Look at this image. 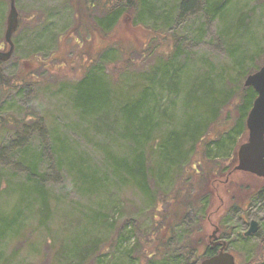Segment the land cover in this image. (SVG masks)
<instances>
[{
    "label": "rangeland",
    "instance_id": "obj_1",
    "mask_svg": "<svg viewBox=\"0 0 264 264\" xmlns=\"http://www.w3.org/2000/svg\"><path fill=\"white\" fill-rule=\"evenodd\" d=\"M89 1L15 0L19 19L39 24L20 26V33L12 38L16 44L14 54L1 65L4 76L15 83L14 88L2 89L0 93V227L17 215L20 232L14 235L12 226L0 235V264H127L129 254L133 264L134 260L136 264H149L139 252L130 250L136 242L152 238L153 231L161 235L164 231L153 218L156 212L147 198L122 184L124 178L129 179L128 173L140 181L132 145H127L120 136L112 113L106 120L101 114L81 118L74 104H83L89 113L110 104L116 109L114 115L126 117L137 98L125 108L123 97L136 95L123 82L137 85L138 73L148 72L154 61L168 57L181 70L171 65L166 69L173 78H164L163 82L175 92H155L159 96V111L164 110L170 117L158 119L155 132L158 135L164 128L181 124L188 113L183 106L186 97L191 99L192 120L196 119L200 111H207L208 102L204 98L216 97L214 89L228 90L232 84L242 85L246 76L264 64V0H211L223 7L213 3L210 12L217 16L212 18L205 9L207 0H145V6H141V0H134V8L121 13L107 33L97 30L93 22L105 16L106 8L114 0ZM92 6L91 18L88 12ZM8 12L9 1L0 0V43ZM105 52L109 54L103 75L88 78L91 85L100 84L97 89L100 97L94 100L96 105H91V86L75 84L101 64ZM256 53L258 56L251 60ZM236 60L243 62L242 80L238 79ZM160 77L161 73L157 74L155 81ZM151 103L149 100L146 107ZM234 112H229V117L224 116L226 111L219 116L203 141L215 140L217 136L220 139L233 126ZM202 148L203 143L198 150ZM207 148L212 151L214 145L208 144ZM225 150L223 147L221 153ZM107 154L118 159L116 175H112L111 157ZM128 155L131 156L127 160H122ZM28 157L37 161V176H43L49 202L46 221L39 225L37 213L42 208L36 192L39 187L22 186ZM123 162L128 164L127 168ZM149 164L147 161L146 165ZM156 169L159 177L167 172ZM193 169L187 173L199 171L198 167ZM228 177L229 187H225L227 178H223L222 186L215 188L209 221L222 230V240L235 263L246 264L257 256L264 239V193L251 203H246V198L264 182L241 172ZM168 186H160V193L168 192L172 184ZM234 194L235 201L246 199L244 206L241 210L227 211ZM34 197L38 202L32 204ZM98 215H106L112 227L98 224L95 220ZM200 220L197 212H187L174 234L178 243L169 242L164 249L160 239L152 244L168 255L165 257L168 263L164 264H177L176 255L187 238L204 234L203 239L206 237L208 241L213 229L209 224L203 225L204 222L200 225ZM251 221L258 224V231L242 244L241 237ZM94 242H99L105 255L99 262L97 257L81 261L79 253ZM199 245L198 241L197 250ZM198 251L196 256L202 254Z\"/></svg>",
    "mask_w": 264,
    "mask_h": 264
},
{
    "label": "trees",
    "instance_id": "obj_2",
    "mask_svg": "<svg viewBox=\"0 0 264 264\" xmlns=\"http://www.w3.org/2000/svg\"><path fill=\"white\" fill-rule=\"evenodd\" d=\"M133 1L134 0L112 1V5L106 8L105 16L103 17L102 15V18L94 20V27L103 33H107L119 21L121 13L128 12V10L134 8ZM140 2L141 6H145V0H141ZM205 2V9L211 15V18L216 17L217 14H212L210 12L211 5L213 3L215 4L216 2H211V0H207ZM216 4L220 6L219 3ZM181 7L182 9L186 8L185 4H183ZM220 8L223 7L220 6ZM146 10L148 11L149 8L146 7ZM143 11H140L141 14ZM139 19L141 18L139 17ZM107 54H109V52H105L100 60L102 66L99 64L95 70L92 69L86 76L80 79L77 84H75V86L77 85L76 87H81L84 85L90 88L91 86V97H89L91 105H96L94 100L99 99L100 97V93L97 91L100 84L97 83L95 85H91L92 80L90 79L93 77L98 78L103 75V69L106 67L105 62H107L105 60L108 58L106 56ZM253 56L254 57L250 58L251 60L255 59V57L258 56V53L254 54ZM162 60L154 61L153 67L148 72L142 73V75L138 73L137 78L140 81H138L137 85L129 82H123L126 88L133 90L132 93L136 95L135 98H132L131 94H126L123 97L125 108L131 106L132 100L137 98L134 104L128 110L131 112V114L128 113L126 117H124V115L122 116L121 114L114 115L116 109L112 108L110 104H108V106H98L97 108L90 110V113L88 111L89 109L84 108L83 104H74V107L79 111L81 118L96 117L97 115L101 114L103 116V120H106L110 119L109 116L112 113V119H114L116 122L115 126L120 129V136L126 139L127 145H132V156H135L138 159V161H136L138 164L137 169L140 176V181L134 178V174L128 173L129 179L124 178L122 184L130 186L136 192H138V194L147 198L150 205L153 207V212H156V214L153 215V218L157 221V224L163 228L164 231L163 235L153 231L154 234L152 235V238H147L142 243H139V241L136 242L130 250L135 253L139 252L141 259L147 260L149 264L161 262L163 264L168 263L167 261L169 259H165V257L168 255L166 253H162L161 250H158L161 249L160 247L155 249L152 244H156L158 239H160V244L162 242L164 249L165 246L170 245L169 242L176 240L175 242L178 243L179 238L174 236V234L177 233L176 229L182 224L187 212H197L201 218L199 221L200 225H202V223L205 221L206 216L211 208V201L215 195V188L222 184L221 181L223 178H226L227 176L234 173L233 168L236 165V150L246 136L245 120L249 110L252 107V103L256 98V94L251 88H244L243 83L242 85L241 83L239 85L238 83L232 84V82V86L228 90L214 89L216 97L212 99L204 98V100L208 102L206 104L207 111H200V115L196 119L193 118L192 120V116L190 114L191 99L190 97L189 99L186 97L184 99L183 106L185 109L184 111L188 113L182 119L181 124H173L167 128H164V130H162V134L157 135L155 132L157 127H159L158 119L160 118L161 120H165V118L168 117L164 110L163 112L159 111V96H157L155 92L158 91V93H162L168 91L171 92V94L175 92L170 90L163 80L167 77L169 80L173 78V74H170L172 71L168 72L170 74L169 76L166 73L168 65H171V67L174 69L178 68L177 66L172 65V61L168 57H165ZM235 64V66L239 68L237 73L238 79L242 80L245 76V71L242 68L243 62L236 60ZM1 65L2 62H0V93L2 92V89L14 88L13 85L15 83L14 79L10 80L8 77L4 76ZM113 70L120 71L119 68H114ZM159 73H161V77L159 80L155 81V76ZM106 82H108V80H106ZM105 86L107 87L108 84L105 83ZM149 89H151L150 94ZM102 99L104 101V97ZM149 100H151L152 103L148 108L146 106L149 103ZM230 106H232V108H230ZM194 109H196V107ZM232 110L235 111L234 113L236 115L233 126L230 127L227 132L223 133L220 139H218L217 136L215 140L208 141L207 138L205 141H203V137H208L210 128L214 122L217 121L218 117L223 115L225 111L226 113L224 116L229 117L228 113ZM168 120H170V117ZM128 129L130 130L129 134L127 133ZM202 143L204 148H202V150H200L201 148L198 150L199 145ZM208 144H210V146L214 145V150H208ZM223 147H226L224 154L221 153ZM212 152L214 153L212 154ZM130 156L131 155H128L126 158H122V160H127V158ZM107 157H111L110 161L111 167L113 169L112 175H116V171L118 169V159L110 156L109 154H107ZM151 160H154V162L152 163ZM147 161L150 163L149 166L146 165ZM25 162L27 163L26 179L22 186L39 187L36 192L41 197V201L38 202V200L34 197V203L32 204H35L36 202H38V204L40 203L42 208L40 212L37 213L39 218L38 225L43 224L46 221L49 210V202L47 200V194L45 193L43 186V176H37V161L35 162L34 158L28 157ZM123 165L125 168L128 167V164L125 162H123ZM194 167H198L199 171H194V173L188 174L187 172L190 171V168H192L193 171ZM156 168H162L163 171L167 170V172L162 177H159L156 173L158 170ZM78 174L81 175L82 178H86V176L82 175L80 172ZM173 180L175 181L174 183ZM169 184H172V188L168 192L160 193L162 192L159 191L160 186L169 187ZM229 186L230 182H228V187ZM263 186L256 191L254 190L253 192H250L246 198L247 200L245 199L246 203H251L254 199L263 195ZM235 196V194L232 195V202L229 205L230 208L228 211L241 210L244 206L242 202L245 200H240L237 198L238 201H235ZM162 206L165 208L160 212L158 207ZM108 219L109 218H107L106 215H98L95 217V220L98 224L104 227H112V224L108 221ZM17 220L18 216L16 215V218L14 216L13 220L9 224H5L3 221L4 224H2V227H0V235L10 231L12 226L14 227V231L12 233L14 235H19L20 226L16 224L18 222ZM129 224L131 225L132 221H129ZM133 230H136V228ZM129 233H133L132 230H130ZM185 236L186 234H183V237ZM153 238L154 241H151ZM249 239L250 237L245 238L242 236L240 241L242 244H244V242L248 241ZM198 241L200 243L199 246H201L203 243L202 237L200 238L197 236L195 238H187V242H185L183 247L181 246L180 254L176 255L177 258L175 262L177 264H198V262H200L202 259L211 257L217 253V251L213 249L207 251L205 254L196 256L195 253L198 251L196 249ZM98 244L99 242H94L84 246L86 250H83V252L81 251L79 253L80 260L86 262L93 257H97V261L99 262V258L105 254L101 252L102 250L99 248L101 246ZM193 244L195 247H192ZM150 247L151 250H149ZM128 256L129 258L127 264H133V258L130 254ZM153 259H158L159 261L153 262ZM134 262L136 264V260H134ZM246 264H264V239L260 249L258 250L257 256L251 261H248Z\"/></svg>",
    "mask_w": 264,
    "mask_h": 264
},
{
    "label": "water",
    "instance_id": "obj_3",
    "mask_svg": "<svg viewBox=\"0 0 264 264\" xmlns=\"http://www.w3.org/2000/svg\"><path fill=\"white\" fill-rule=\"evenodd\" d=\"M9 13L6 21L5 42L9 49L5 53L0 52V62L5 63L10 60L14 45L11 41L18 24V13L15 8V0H9ZM244 88H251L256 98L249 110L245 127L247 130L246 139L236 151L237 164L234 171L253 175L264 182V64L254 73L246 76L243 82ZM258 231V224L255 221L249 223L244 237H249ZM218 229L213 233L217 234ZM217 244H213L215 246ZM200 264H236L234 257L226 251V243H221L219 252L209 258L204 259Z\"/></svg>",
    "mask_w": 264,
    "mask_h": 264
},
{
    "label": "flooded vegetation",
    "instance_id": "obj_4",
    "mask_svg": "<svg viewBox=\"0 0 264 264\" xmlns=\"http://www.w3.org/2000/svg\"><path fill=\"white\" fill-rule=\"evenodd\" d=\"M85 1H88V3H90V1L89 0H85ZM9 6H10V3H9ZM90 6H91V4H90ZM90 9H93V6L92 7H90L89 8V12H88V16H90L91 18H92V15H93V10H90ZM88 18V17H87ZM6 21H7V18H6ZM38 24L39 23H35V22H33V23H30V22H28V21H26V20H20L19 19V14H18V24H17V29H16V31H15V33L12 35V37H11V41H12V43H13V45H14V51H15V48H16V44L14 43V41L12 40V38L17 34V33H20V26H33V25H35V26H38ZM87 26H89V25H87ZM5 32H6V24H5V29H4V32H3V37H2V40H1V43H0V52L1 53H5V52H7L8 51V49H9V46H8V44H6V42H5ZM14 54V53H13ZM233 171H234V168H233ZM234 172H236V171H234ZM227 178V182H225V183H223L224 185H225V187H228V176L226 177ZM221 185V184H220ZM222 186V185H221ZM244 202V201H243ZM242 202V203H243ZM230 205V204H229ZM230 207L228 206L227 207V211H228V209H229ZM211 214V213H210ZM210 214H207V216H206V219H205V221H204V223H203V225L204 224H206V225H208L209 224V226L211 227V229H213V232L211 233V235L210 236H208V241H206V237H205V240L203 239V243H202V245L201 246H199V249L198 250H200V251H198V252H202V254H205V253H207V251H209V250H213V249H215L216 251H217V253L219 252V249L221 248V243L223 242V240H222V236L224 235L223 234V232H221L222 230H219V228H217V226H214V224L213 223H211V221H209V215ZM212 215V214H211ZM216 229H218V232H217V236L215 237V239H214V237H213V233H214V231L216 230ZM205 235L204 234H201V236L200 237H204ZM213 244H217V245H215V246H213ZM227 244H226V250H227Z\"/></svg>",
    "mask_w": 264,
    "mask_h": 264
}]
</instances>
